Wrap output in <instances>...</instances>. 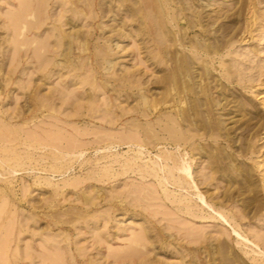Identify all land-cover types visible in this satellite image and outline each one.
I'll list each match as a JSON object with an SVG mask.
<instances>
[{
  "label": "rangeland",
  "instance_id": "374dc122",
  "mask_svg": "<svg viewBox=\"0 0 264 264\" xmlns=\"http://www.w3.org/2000/svg\"><path fill=\"white\" fill-rule=\"evenodd\" d=\"M25 1L0 0V65L3 64L0 97L5 109L15 107L17 97L22 99L21 104L24 102V91L18 89L17 83L27 82L37 66L31 61V51L28 59L22 58L19 67L12 62L17 31L13 18L22 11ZM30 1L36 4L42 0ZM90 1L94 16H106L95 21V26L104 27L99 32L105 38L113 37L109 44L118 52L112 60L117 73L136 68L139 72L128 81L116 83V93L97 90L101 108L90 121L67 120L65 114L76 109L69 104L59 109L56 117H46L45 112L36 124L21 126L20 137L30 142L34 141V132L41 143L54 136L62 138L63 147L56 152L67 161H74L69 173L47 175L45 169L54 165L47 157L49 151L37 150L33 156L27 146L18 145L21 156L26 161L36 158L39 166L27 162L20 173L10 174L1 167L4 157L0 150V225H4L1 232L13 239L11 249L20 246L22 264H50L47 257L50 245L57 247L58 243L70 247V250L52 249L64 257L65 263L58 264H72L71 253H78L77 248L84 254L86 264H138L141 258H149L147 264H264V240H261L264 239V0ZM43 2L46 7L42 16H78L75 17L78 28L68 24L63 31L82 29L88 34L91 21L87 16L93 15L88 8L78 14H65L62 9L72 10L74 5L63 7L61 0ZM102 9L106 10L104 15ZM156 22L163 23L165 42L155 34L159 27ZM51 27L49 21L42 36ZM113 31L118 35L113 36ZM168 33L171 42H167ZM3 39L8 42L4 44ZM74 39L66 40L73 41L71 48L66 43L60 50L66 54L70 51L71 60L80 57V45L84 43L85 62L90 53L99 51L86 39ZM14 67L16 73H9ZM88 74L85 71L77 75L71 68H60L44 89L46 92L51 87L63 89L67 84L69 90H74L81 87V80ZM6 85L9 86L2 94ZM107 85L113 88L110 83ZM85 88L87 91L90 87ZM110 95L118 98L115 99L118 106L123 103L120 106L128 115L122 121L116 122L117 117L107 113L105 101ZM56 105L61 107V100ZM89 108L90 105H85L82 114H90ZM180 109L186 112L189 134L196 135L187 145L186 152L190 154L185 157L192 165L191 172L200 170L203 178L210 179L212 174L206 169L209 162L223 170L221 179L208 186L210 193H215L214 201L203 195L211 208L197 198L194 188L189 196L182 192L204 218H194L178 211L179 204L156 198L152 189L154 180L145 184H151L145 194L139 191L143 187L139 177L125 175L104 183L95 178L109 166L118 174L123 162L138 155L136 145L99 150L109 137L113 136V142L117 143V139L134 135L135 130L130 127L133 121L146 126ZM138 110L146 117H136ZM84 131L89 137L80 138ZM70 143L82 145L83 155H68L65 151ZM160 148L150 144L146 159L163 164L166 150L180 155L172 147ZM192 148L197 149L191 152ZM194 155L203 158L193 161ZM115 159L121 163H115ZM87 177V182L78 188L66 187L68 181ZM6 188H12L13 194L6 196ZM83 193L94 205L84 208L85 218H76V208L84 204L79 198ZM224 194L229 195L228 201H223ZM98 195L104 200L97 199ZM120 205L129 208L118 210ZM145 222L156 229L148 237L141 236V225ZM205 237H213V242L202 245L200 241ZM136 239L146 248L130 250L129 244ZM0 264L14 263L0 255Z\"/></svg>",
  "mask_w": 264,
  "mask_h": 264
},
{
  "label": "bare ground",
  "instance_id": "6f19581e",
  "mask_svg": "<svg viewBox=\"0 0 264 264\" xmlns=\"http://www.w3.org/2000/svg\"><path fill=\"white\" fill-rule=\"evenodd\" d=\"M61 1L63 7H66V5L69 3L72 6L74 5V8H72L73 11L71 9L66 10L63 8L62 10H64L65 14L70 12H75L78 14L79 12L86 11V8H88L93 14L92 16H87V18L91 21L89 23L91 29L88 31L87 35L84 34L82 29H75L70 33H66L65 30L63 31V26L68 24L74 28H78V26H76L78 22L75 20V17L78 16H66L64 14L60 16H42V11H44L46 7L43 0L36 2V4H33L30 0L25 1L26 3L23 4L22 11L13 18V23L16 25L17 31H15V53L12 62H16L18 64L17 66L19 67L23 61L22 58L28 59L31 51V53H33L31 56V61L36 62L37 66L34 69V72L30 75L27 82H24L23 80L22 82L17 83L18 89L24 91L23 94L25 95V99L22 104L20 102L22 99L17 97V99H15V107L12 109H5L4 101L0 97V150L4 157L2 159L1 167L10 174L20 173L23 166L27 162L34 164V166H39L36 158H29V161H26V158L21 156L22 154L19 152L18 145L27 146L28 149H31L33 156H35L34 152L37 150L46 149L49 151L50 154L47 155V157L50 158L52 162H54V165H49L50 168L45 169V171L48 172L47 175L58 174L63 176L69 173V171L74 168V161H67L64 155L59 156L56 152V150H59L63 147L60 146L62 143L61 140H63L62 138L54 136L48 139L46 143H41L36 136V132H34L32 134L34 141L30 142L28 138L22 139L20 137V131L23 129L21 126L23 124H36L38 122L39 116L45 112H47V115H45L46 117H56L58 110L69 104H71L72 107L76 109L74 112H68L65 114L67 120L90 121L89 118H94V114L101 108L98 104L99 97L95 94L96 91L103 89L106 92L111 90L112 92L115 91L114 93H116V83H119L122 80L128 81L130 77L135 76L137 72H139V68H136L134 70L126 71L120 74L117 73L112 60L118 54V52L117 49L109 44L113 37L105 38L104 34L99 32V30H103L104 27L102 28L100 26H95V21L101 20L106 16H94L92 10L93 3H91L90 0ZM101 13L104 15L106 10L102 9ZM49 21L52 23V27L48 29L45 35L42 36L41 33L43 27L48 24ZM157 24H159V27L156 29L155 34L160 41L165 42V36L163 34L164 29L162 27L163 23L158 22ZM112 29H114L113 26ZM113 33V36L118 35V33L115 31H113ZM68 38L86 39L89 41V44L92 43V46L96 48V50L99 49V51L90 53L89 58H86L85 62L83 57L87 51V48H85L84 43L83 45H80V49H82L79 55L80 57H75L74 60H71L69 58L70 51L67 52V54L64 52L65 50L63 52L60 51L61 48L66 45V40ZM94 40L95 42H92ZM101 40H105V42L101 43ZM168 41L171 42L169 33L167 35V42ZM6 42H8V39H3V43L6 44ZM67 44L70 47L72 46L73 41ZM180 46H182V44H180ZM61 62H65L67 65H61ZM60 68H71L72 71L77 75L85 71L90 72V74L81 80V87L79 88L69 90L66 84L64 85L63 89L51 87L49 88V91L46 92L44 87L47 85V83H49V80H51L57 75V73L60 72ZM16 69L17 67H14L13 70L9 71V73L15 74L17 71ZM0 71H3V64L0 65ZM109 83L113 88H110V86L107 85ZM128 84H130V82ZM8 86L9 85H6L2 88V94L6 92ZM86 86L90 87L87 89V91L85 88ZM127 86L132 88L131 85ZM80 92L82 93L80 94ZM85 93L87 94L86 97ZM8 97L10 100H12L10 95ZM115 99L118 98L115 97ZM115 99L110 95L106 99L105 105L107 107V113L115 115V117H117L115 120L118 122L119 120L122 121V119L128 114L124 113V108L120 106L123 103L118 106L115 104ZM58 100H61L62 102L61 107L56 105V101ZM85 105H90V114H82V109L85 107ZM135 116L139 119L146 117L145 113L141 112L140 110L137 111ZM187 120L188 118L186 112L180 109L178 113L170 111L164 116L158 118L157 122H148L146 126L134 123L136 120L133 121L130 123V127L135 130L134 135L130 134L129 136H125L123 139H117V143L113 142V136H111L107 139V141L103 142L104 146H100L99 150L112 148L114 145H116L114 147H121L122 145H136L139 149L138 155L123 162L121 165L122 170L118 174L112 172L111 166H109L105 167L99 176L95 178H98L97 181L104 183L106 180H111L114 177L125 175L132 176L134 179L139 177V181L142 184L141 186H143L139 191L144 192L145 194H148L151 188V184H145L151 180H154L153 183L155 185H152V189L155 192L156 198L162 201L167 200L173 204H179L177 205L178 211H185V214L193 216L194 218H204L202 215L197 213L195 209H193V202L191 199L187 198V195L189 196L190 190L194 188L196 190L195 194L197 198L201 199L205 206L211 208L203 195L206 196L207 200L214 201L215 193H210L208 186L213 180L221 179V172L223 170L217 166H211L212 164H210L208 161L210 165L208 164L206 169H210L212 174L210 179H206V176H204L206 179L204 181L202 172L200 170H197L195 174L191 172L192 165L185 159V157L190 154V152H186L188 151L187 145L195 138L196 135L189 134L190 132L188 130V125H186ZM116 122L114 124H116ZM65 136L68 135L65 134ZM79 137H89V134L84 131L79 134ZM99 144H102V142ZM150 144H153V147L155 148H160L161 146H164V148L172 147L174 150H177L180 155L177 157L175 152L166 150L162 155L165 164H160L158 162L156 163L153 159H146L147 156L145 152L148 151L147 149ZM161 149L162 148H160V150ZM196 149L197 148H192L191 152L193 150L196 151ZM65 152L70 156H74L76 153H79L81 156L83 155L84 151L82 145L70 143V145L68 144L67 151ZM157 157L161 159V156ZM192 158L191 159L193 161H201L203 157L200 156V158H196L194 155ZM44 161H46V159H44ZM116 162L121 163L119 159H115V163ZM197 164L198 162H196V165ZM33 169H36V167ZM87 180L88 177L79 180L76 179L75 182L68 181L67 183L69 184H67L66 187L71 186L72 188H78L80 185L85 184ZM48 182L51 184L50 180ZM202 186L204 191L202 190ZM13 192L14 191L12 188L7 189L6 196H10L13 194ZM182 192H185V194L187 192V195H183ZM101 196L98 195L96 198L104 200L105 197L102 198ZM79 198L82 199L84 204L79 209L76 208L77 211L74 212V217L85 218L84 213L86 210L84 208L94 205V201H91L86 193L81 194ZM222 199L224 202L228 201L229 195H222ZM109 204L112 205L113 201H110ZM128 208L129 206L127 205L117 206L118 210H127ZM108 215L110 216V214H107V216ZM229 216L233 218L232 214ZM146 220L149 224H151L150 220ZM3 226L4 225H0V255L3 256V259L8 261L11 260L14 264H22L23 259L20 257L22 249L20 246H17L16 249H11L13 239L9 238L10 235H4L3 232H1L4 230ZM141 228L143 230V234H141V236L143 237H148L149 233L156 232L155 227H148L147 223L142 224ZM212 240L213 237H205L200 242H202V245L205 246L208 244V242H213ZM216 241L221 243L219 239ZM50 246L52 248L50 250V254L47 256L48 260L51 261L50 264H58L59 261H63V263H65L64 257L54 253L53 250L55 249L61 251L62 248H64V250H70V247L65 245L63 247L60 243L57 244V247H55V245ZM142 246L145 247L144 244L140 242V239H136V241H132L128 247L130 250H134ZM76 250L78 253H71V263L86 264L87 262L84 254L80 252L79 248ZM132 254L133 253L130 251L131 259H134ZM149 261H151L149 258L146 260L141 258L139 259L138 264H147ZM115 262H118V259H116Z\"/></svg>",
  "mask_w": 264,
  "mask_h": 264
}]
</instances>
